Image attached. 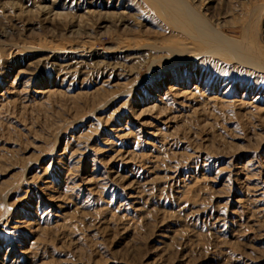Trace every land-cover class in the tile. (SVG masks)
<instances>
[{
	"label": "rangeland",
	"instance_id": "rangeland-1",
	"mask_svg": "<svg viewBox=\"0 0 264 264\" xmlns=\"http://www.w3.org/2000/svg\"><path fill=\"white\" fill-rule=\"evenodd\" d=\"M6 1L0 55L85 44L111 57L119 37L166 32L148 13L142 30L127 13L126 30L63 25L117 0H17L23 14ZM36 3L72 16L28 14ZM207 12L235 37L264 26V0H211ZM45 53L0 56V264H264V74L227 55L205 57L199 78L136 57L77 71L72 52L61 70Z\"/></svg>",
	"mask_w": 264,
	"mask_h": 264
},
{
	"label": "bare ground",
	"instance_id": "bare-ground-1",
	"mask_svg": "<svg viewBox=\"0 0 264 264\" xmlns=\"http://www.w3.org/2000/svg\"><path fill=\"white\" fill-rule=\"evenodd\" d=\"M95 1L96 0H89L86 4L91 6ZM135 1L136 0H117V4L113 5L116 10L98 12L94 15L95 19L92 21L88 20V22H84L81 20L82 18L79 17L77 21L76 19L75 21H65L63 25L72 32L77 33L82 31L85 32V34H90L96 26L108 27L106 24L109 21L112 26H117L119 24L126 30L129 24L127 16H125L127 13L136 20V22L134 21V25L137 26L139 30H142V27L145 25L144 22L148 19L147 16L145 17L142 15L148 13L149 15H155L157 19L162 21L163 28H165L166 31L164 35L154 39L150 36L142 38V34L140 35L139 33H130L126 37H119L116 43L106 48V50L113 53L111 57H107L103 52H98L95 48H92L93 45H85L82 43V45H55V47H46L45 45H38L39 47H36L35 45L26 46L24 44L10 45L3 53L1 52L0 56L4 59L3 62L11 61L10 63L13 64L17 61L20 50H26V52L46 50V53L40 57V61L43 60L45 63L50 59L60 61L59 68L61 70L62 68L68 69L69 62L65 65L62 64L67 60H74L73 64L76 70L80 65H84L86 61H88L87 64L91 63L90 65H93L92 67H103L104 70V68L110 66H112L113 69L116 68L117 65L123 67L127 59H132L134 57L140 58V61L144 63H148V66H151L153 62L157 60L170 59L173 61L176 68H186L191 71L194 78H199L201 76H208L207 74L209 71L205 65H203V62L206 60L205 57L210 58V56H216L220 58L227 55L235 60L237 66L240 65L253 72L264 74V26L259 30H252V28L249 27L243 28V26L240 33V35L242 34L243 36L235 37L224 32L222 28L223 23L221 25L220 22L212 20L213 18L211 19L208 16V4L211 0H140L143 4L142 11L137 9V2L134 4ZM5 5L10 8V11H13L14 8L20 9L21 13L24 11L22 9L23 4L17 2V0H8L5 2ZM118 6L125 11L118 10ZM33 7V10H26V12L28 13L31 11L30 13L35 17L44 15V19L50 14H54L57 15L58 18L60 17L67 20L68 16L71 15V13H53L50 7L40 3L34 4ZM134 7L137 8L135 9ZM133 8L135 9L134 11ZM129 9H132V13H129ZM126 10H128V12H126ZM88 11L90 10L88 9ZM70 19L71 17L68 20ZM220 20L222 19L220 18ZM29 25H31L30 27H34L35 24L31 22ZM9 33L10 31L8 28L6 29V27L0 25V37H6ZM252 34L254 37L251 36ZM88 42L90 41L88 40ZM67 52H72L73 55L68 57ZM64 58H67V60ZM108 58L114 62L107 61ZM166 74V77L170 76L169 73ZM168 88L172 89V87ZM154 96L158 95L155 93ZM153 107L154 106L150 108Z\"/></svg>",
	"mask_w": 264,
	"mask_h": 264
}]
</instances>
